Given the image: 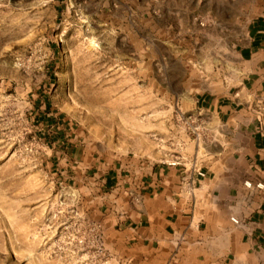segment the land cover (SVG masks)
<instances>
[{"label": "rangeland", "instance_id": "obj_1", "mask_svg": "<svg viewBox=\"0 0 264 264\" xmlns=\"http://www.w3.org/2000/svg\"><path fill=\"white\" fill-rule=\"evenodd\" d=\"M260 2L0 0V264H113L58 173L46 121L101 156L172 161L191 71L200 89L230 78L236 60L220 48Z\"/></svg>", "mask_w": 264, "mask_h": 264}, {"label": "crops", "instance_id": "obj_2", "mask_svg": "<svg viewBox=\"0 0 264 264\" xmlns=\"http://www.w3.org/2000/svg\"><path fill=\"white\" fill-rule=\"evenodd\" d=\"M220 52L235 57L230 78L215 74L200 89L204 75L191 71L189 94L180 98L178 111L203 137L182 136L176 126L185 146L176 166L160 161L159 150L147 160L101 156L72 137L69 123L46 121L58 173L78 210L100 225L111 263L264 264V190L253 187L264 184V0L242 37ZM42 102L40 118L49 116Z\"/></svg>", "mask_w": 264, "mask_h": 264}, {"label": "built area", "instance_id": "obj_3", "mask_svg": "<svg viewBox=\"0 0 264 264\" xmlns=\"http://www.w3.org/2000/svg\"><path fill=\"white\" fill-rule=\"evenodd\" d=\"M182 123L187 125V130H188V132H190L194 136V139H196L198 141H200L202 139L203 132H202L200 126H193V125H191L190 122H189V118L188 117H187V120L185 122H182ZM180 160H181V156L175 157L172 161H168L167 162V165H169V166H176V165L179 164ZM193 167L195 168V166H193ZM197 171H198V174L199 175L203 176V174L199 172V169ZM244 186L246 188H251L252 187V183L249 182V181H246V182H244ZM253 187L255 189H257V190H260V191L264 190V184L261 183V182L256 183L255 185H253ZM85 219L87 220L86 223H89V224L91 223V225H92L91 231L94 234V237H99L100 238L101 237L100 236V234H101L100 225L99 224H96L94 222L89 221L87 218H85ZM230 220H231V222L233 224H238V220L236 218L231 217Z\"/></svg>", "mask_w": 264, "mask_h": 264}, {"label": "trees", "instance_id": "obj_4", "mask_svg": "<svg viewBox=\"0 0 264 264\" xmlns=\"http://www.w3.org/2000/svg\"><path fill=\"white\" fill-rule=\"evenodd\" d=\"M45 105H46L45 106V110L48 111L49 110V107H48V103L46 101H45ZM48 119H49L50 122L52 121L50 118H48Z\"/></svg>", "mask_w": 264, "mask_h": 264}]
</instances>
